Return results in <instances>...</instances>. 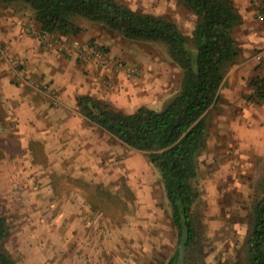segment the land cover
<instances>
[{
  "label": "rangeland",
  "instance_id": "rangeland-1",
  "mask_svg": "<svg viewBox=\"0 0 264 264\" xmlns=\"http://www.w3.org/2000/svg\"><path fill=\"white\" fill-rule=\"evenodd\" d=\"M122 1L168 17L193 35L198 19L178 0ZM232 1L238 6L245 0ZM10 10L27 21L22 26L28 33L31 8L0 1V17ZM72 20L94 26L138 63L139 73L125 76L120 86L107 81L112 100L96 99L132 113L143 105L162 109L178 93L181 69L165 43L120 39L85 17ZM252 94L248 100L256 115L238 122L244 128L235 134L240 139L221 137L224 122L213 123L226 110L215 107L206 117L210 136L199 158L201 197L193 210L198 236L184 264L246 262L253 206L264 181V101ZM70 111L75 114L67 123L48 121L40 110L28 123L14 119L3 126L0 115V216L10 227L4 248L17 264H167L178 236L159 171L147 153L90 122L77 106ZM238 140L242 145H235Z\"/></svg>",
  "mask_w": 264,
  "mask_h": 264
},
{
  "label": "trees",
  "instance_id": "trees-1",
  "mask_svg": "<svg viewBox=\"0 0 264 264\" xmlns=\"http://www.w3.org/2000/svg\"><path fill=\"white\" fill-rule=\"evenodd\" d=\"M29 6L44 33L76 36L83 28L72 18L82 16L134 42H162L181 69L178 93L162 109L140 106L132 113L86 95L79 99L82 114L132 149L148 154L159 171L178 242L167 264H184L197 240L193 210L201 197L199 158L207 147L206 116L220 100L229 68L240 56L234 29L241 15L232 0H178L198 19L193 35L172 19L133 9L122 0H0ZM264 13V3L261 5ZM252 99L264 101V76L251 81ZM253 206L254 223L247 238L243 264H264V181ZM10 227L0 216V264H17L4 248Z\"/></svg>",
  "mask_w": 264,
  "mask_h": 264
},
{
  "label": "crops",
  "instance_id": "crops-1",
  "mask_svg": "<svg viewBox=\"0 0 264 264\" xmlns=\"http://www.w3.org/2000/svg\"><path fill=\"white\" fill-rule=\"evenodd\" d=\"M236 7L241 15V21L234 29L240 56L229 68L220 89V100L215 106L227 113L215 116L216 120L213 121L219 118L224 122L221 137L227 138L241 134L240 130L244 128L239 125L240 120L255 118L256 110L248 100L253 92L251 81L261 77L264 71V23L256 18V2L245 0ZM14 12L10 10L6 16L0 17V44L4 46L0 50V115L3 112V126L10 125V120L14 119L28 123L38 117L40 110L48 121L67 123L75 114L70 111L71 106L80 109V97L89 95L94 98L106 96L110 100L114 98L115 93L105 91L108 88L106 83L111 81L115 87L120 86L125 82L122 81L125 77L123 70L113 72L110 67L102 68L96 63L83 62L66 51L42 47L36 34L24 31L22 25L27 21L22 22L24 18ZM28 24L40 31L34 18ZM80 26L83 28L80 34L67 38L95 42L111 56L123 59L127 67L138 64L134 60L135 56L128 53L127 49L95 32L94 26L90 27L86 23ZM118 38L123 39L119 35ZM258 53L263 54L260 61L256 59ZM14 64L29 80L14 74ZM117 88V92L125 91ZM236 142L235 145H242L239 140Z\"/></svg>",
  "mask_w": 264,
  "mask_h": 264
},
{
  "label": "built area",
  "instance_id": "built-area-1",
  "mask_svg": "<svg viewBox=\"0 0 264 264\" xmlns=\"http://www.w3.org/2000/svg\"><path fill=\"white\" fill-rule=\"evenodd\" d=\"M261 5L256 3V18L264 23V13L261 11ZM28 33L36 34L39 37L41 46L46 49H59L66 51L69 54L75 55L78 59L83 62L96 63L99 67L107 68L110 67L113 72L121 71L125 73V76L131 77L139 73V67H127L121 60L108 54V52L100 47L95 42L80 40V39H69L64 36L57 34L44 33L41 30L37 31L32 26H26ZM263 57L262 53L256 54V59L261 60ZM14 74L21 79L27 80V75L20 71L18 66L14 64ZM29 80V79H28ZM111 85V83H109Z\"/></svg>",
  "mask_w": 264,
  "mask_h": 264
}]
</instances>
